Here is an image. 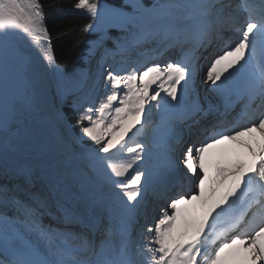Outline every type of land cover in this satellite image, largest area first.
Masks as SVG:
<instances>
[{
    "label": "snow or ice",
    "instance_id": "6c2138e0",
    "mask_svg": "<svg viewBox=\"0 0 264 264\" xmlns=\"http://www.w3.org/2000/svg\"><path fill=\"white\" fill-rule=\"evenodd\" d=\"M73 7L90 16L79 31L119 28L109 54L136 50L138 58L99 65L104 94L87 107L73 102L74 135L50 110L48 78L58 95L73 78L56 63L44 4L0 0V264H264V0ZM219 41L226 46L208 65L211 95L201 100L198 62ZM170 50L179 58L159 62ZM180 124L213 131L177 163L170 153L182 142ZM253 132L258 148L240 141ZM225 142L252 158L221 156L209 183L205 153ZM185 176L196 191L170 197ZM149 194L168 201L152 223Z\"/></svg>",
    "mask_w": 264,
    "mask_h": 264
},
{
    "label": "bare ground",
    "instance_id": "6f19581e",
    "mask_svg": "<svg viewBox=\"0 0 264 264\" xmlns=\"http://www.w3.org/2000/svg\"><path fill=\"white\" fill-rule=\"evenodd\" d=\"M141 2L143 3L142 0H141ZM106 8H114V7L107 5ZM111 28H115V27H111ZM223 42L224 41H219L216 44H213L206 52L203 53V57L199 61H203V60L207 61V60H209V54H218L219 52H221L224 49V48H222ZM97 43L98 42H96V41L92 42V47L90 48V49H92V52L89 53L90 55L95 52L96 47H97ZM90 49H89V52H90ZM104 51H106V53H111L110 49L109 50L103 49L99 53L102 54ZM167 53H168V55L172 54V50H170ZM36 54L39 55L38 53H36ZM135 58H138V52L137 51H136ZM178 58H176V59H178ZM100 59H101L100 56H98L96 58L97 61H99ZM158 61L163 63L159 58H158ZM94 64L95 63L93 61L89 62L88 67L86 69H83V70L76 69L70 73L65 74L66 78H68V77L73 78L72 81H69L67 79L65 80V86H66L67 94L69 95V97L72 98L73 102L78 97L86 99L87 103L85 104V107H87L88 104H91L94 101H98L99 97L104 94V93L103 94L101 93L100 96H97V98H98L97 100H96V97H93L91 94L92 90L95 89V82L91 80V70H92L91 66H93ZM113 64H115L114 67H126L127 65H129L128 62H123V61H119V60L117 62H114ZM197 74H198V71H197ZM48 79H49L48 96H49V101H50V110L55 111L56 109H58L61 117L67 122V125L70 127L72 134L79 135V133L74 132L72 125L69 123L64 112L62 111V102L63 101H62L61 95L57 94V80H56L55 76H50ZM195 86H196V94L201 98V100L208 98L211 95L209 83H205V85H203V86H202V84H196L195 83ZM153 120L154 121L158 120V117H156L155 114H153ZM179 127L182 128L181 124L179 125ZM201 129H203V127H200L199 130H196V128H194L192 132H189V130L186 127V130H181L182 138L197 139L199 137L198 134H199V131ZM42 131H43V129H42ZM57 131L58 130L50 129V130H48V132L46 134L55 133ZM203 140H204V138H202V140L200 142H202ZM240 141H244L246 143H251L253 148H258V146H259V140L258 141L254 140L253 138H250L248 135L240 137ZM234 153H239L240 158L243 159L245 162H249L252 158L251 155L248 153L247 148L241 146L239 142H225V143L218 145L212 149H209L205 153V165H206V167H208V170H209V183H211L215 179L216 167L220 163L219 158L221 156L228 157L229 159L226 160V163H230L231 159L234 158ZM209 167H210V169H209ZM192 181H193V183L195 182V180H192ZM195 185H196V183H195ZM187 192H188L187 194L192 193L191 191H189V188H188ZM207 194L208 193L206 191V195ZM179 195H180L179 192L169 194V196L173 197V198L177 197ZM167 203H168V201L165 200L166 205H167ZM162 210L160 211V213L156 212L155 215H153V217L155 219H157L159 217V215L161 214ZM168 211L171 212L170 209H168Z\"/></svg>",
    "mask_w": 264,
    "mask_h": 264
},
{
    "label": "trees",
    "instance_id": "16d2710c",
    "mask_svg": "<svg viewBox=\"0 0 264 264\" xmlns=\"http://www.w3.org/2000/svg\"><path fill=\"white\" fill-rule=\"evenodd\" d=\"M101 0H98V2ZM51 37L56 63L65 71L81 64L86 42L92 37L79 29L90 22V16L73 7L75 0H41Z\"/></svg>",
    "mask_w": 264,
    "mask_h": 264
},
{
    "label": "rangeland",
    "instance_id": "374dc122",
    "mask_svg": "<svg viewBox=\"0 0 264 264\" xmlns=\"http://www.w3.org/2000/svg\"><path fill=\"white\" fill-rule=\"evenodd\" d=\"M118 0H111L110 1V5L112 4V5H114V7H116V8H123V10L125 11H127V12H130L131 11V8L130 7H124L126 4H127V1L125 2V0H121L120 2H117ZM108 2V1H107ZM152 2V1H151ZM143 3H146V1H143ZM100 4H103L105 7L108 5V4H105V1L104 2H100ZM109 5V6H110ZM109 29V28H108ZM107 30V29H106ZM103 31H105V30H101V31H97V32H89V33H91V34H94L95 35V38H94V40L96 41V42H98L99 41V43H102L104 40H105V37H103L102 38V36H108L110 33H111V31L112 30H107V32H105L104 34L102 33ZM103 34V35H102ZM120 36L122 37L123 36V34H122V32L120 33ZM118 39V38H117ZM118 40H120V38L118 39ZM90 43H91V47H92V42L91 41H89V46H90ZM113 46V47H112ZM111 47L112 48H114L115 47V45H112ZM90 47V48H91ZM89 48V49H90ZM96 49H97V47H96ZM89 52V50L87 51V53ZM90 53V52H89ZM90 55V54H89ZM86 61H87V64L89 63V58H88V56H86ZM92 64V63H91ZM87 67H88V65H87ZM86 67V68H87ZM64 72V71H63ZM65 74V73H64ZM62 87L63 88H65L66 89V86H65V82H64V84L62 85ZM66 95H68L67 94V92H66V94H64V95H61V98H62V101H63V103H65V105H68V106H64V110L65 109H67V110H65V113H67L68 114V111H71V112H75V116H76V118H77V112H76V110H75V108H74V105H73V103L72 102H70V103H68L67 104V102H68V98H67V96ZM67 116V115H66ZM67 118L70 120V118L67 116ZM76 118H75V121H74V123L72 122V120H70L71 121V123H72V127H73V130H74V132L75 133H79V126L76 124ZM89 143H91V142H89Z\"/></svg>",
    "mask_w": 264,
    "mask_h": 264
}]
</instances>
